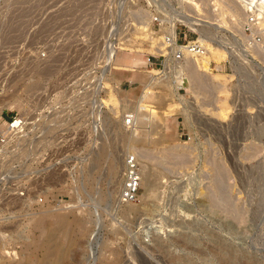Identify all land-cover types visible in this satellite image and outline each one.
<instances>
[{"label":"rangeland","instance_id":"374dc122","mask_svg":"<svg viewBox=\"0 0 264 264\" xmlns=\"http://www.w3.org/2000/svg\"><path fill=\"white\" fill-rule=\"evenodd\" d=\"M228 1L169 0L216 20L225 56L201 67L203 89L187 60L147 51L202 43L158 0H0V115L57 98L68 128L65 151L35 150L25 190L0 188V264H264V39L246 46ZM127 56L156 65L132 83ZM63 153L73 164L45 174ZM131 156L139 201L122 204Z\"/></svg>","mask_w":264,"mask_h":264},{"label":"built area","instance_id":"2783aa9c","mask_svg":"<svg viewBox=\"0 0 264 264\" xmlns=\"http://www.w3.org/2000/svg\"><path fill=\"white\" fill-rule=\"evenodd\" d=\"M246 32L249 35L251 34L249 26L246 27ZM258 38L260 40V37ZM171 40L172 38H167V41L170 42ZM174 43L178 47L174 52L176 61H184L186 51L193 55H203L205 53L204 47L197 40L180 44L178 33L177 40ZM149 62L152 63V66L156 65L150 58ZM62 105V99H50L44 107L31 113L29 117L9 108L2 112L0 121V188L8 184H14L10 189L25 190L23 183L28 178L27 170L30 167H35L33 161L37 156L35 154L36 149L51 151L53 147L54 150H56V147H60L62 151H65L68 128ZM132 121L133 115H127L126 122L131 123ZM40 139H44V146L42 147L40 146ZM56 159H58L56 163L47 162L45 167L42 166L46 170L45 174L49 175L53 171L64 174L67 165L73 164V162L68 161L69 159L65 153ZM56 159H53V161ZM75 159L74 164L77 166L78 160L76 157ZM35 169L37 170V167ZM141 184L139 165L134 156H131L127 159L125 180L120 193L121 203L133 204L138 202ZM29 193L27 191L28 195ZM20 195L25 196L24 191ZM45 197L47 200V196ZM37 200L39 205L44 203L43 198ZM48 203L45 204L48 205Z\"/></svg>","mask_w":264,"mask_h":264},{"label":"bare ground","instance_id":"6f19581e","mask_svg":"<svg viewBox=\"0 0 264 264\" xmlns=\"http://www.w3.org/2000/svg\"><path fill=\"white\" fill-rule=\"evenodd\" d=\"M158 1H159L158 4L160 3L159 5L161 6L160 8H162V7L170 8L172 10V12L177 15L176 16L177 19L172 17L174 20H176L175 21L176 23L174 25L172 24L175 27V29L173 28V30L174 31L177 30V24L182 23L185 26H187V28L195 31L200 36V41L204 45L202 43H200L198 40L197 41L203 47L205 46L204 47L205 53L203 55H193V54L189 53L188 51H186L185 60L184 61H176L174 58V52L178 48L174 43L177 40L176 39V36H177L176 33L175 34L173 33L174 34L173 38H175L176 40H173V38L171 36L167 37V38H169V37L172 38L173 43H172V40L170 42L167 41L166 39H164V40L161 39V41H156L154 38H152L153 43L152 42L150 43L152 46L149 49H147V51L150 53L156 54L158 56H166L167 53H169V51L170 52L172 51V58L174 61L185 62L187 60V69L190 71V73L193 75V77H195V80L197 81V83H199L203 87L204 84L206 85V83H205L206 80H205V77L203 76V73L201 72V67L202 68L204 67L206 70H208V67L210 66L211 62H213V61L219 62L225 56V50L226 49L224 50V48H223V46H221V44L216 43L215 40L212 37H210L211 34L209 32L211 29H209V32H207V29H206L207 26L205 24H209V26L210 25L211 26L217 25L215 23L216 20H214L212 18H205V17L201 16L200 14H197L195 11L194 12L193 11L188 12L185 14L184 13L183 14L177 13L176 11L173 10V7L171 6L169 0H158ZM191 5L194 6V8H196V11H197V9H199V6H200L198 3H196V1H192ZM228 5L232 9L234 14H237L240 17H242L244 20L249 21V22H247L246 27L247 26L250 27L251 34L249 35L246 32V28H245V31L242 32V37L244 38V41H245L244 43L246 44V46L250 50H256L257 51L258 48L263 45V39H264V36L261 32V30H263L264 26H260L261 22L264 23V15H263L264 14V0H229ZM249 10L251 12L250 16L247 15V14H249V13H247V12H249ZM252 13H254V14H252ZM210 15H211V13H210ZM218 16H220V15H218ZM261 16H263V17H261ZM172 23H173V21H172ZM219 28H222V27L219 26ZM141 29L144 31V30H146V27H142ZM258 37H260V40ZM167 45L169 46L170 49L168 48ZM185 50H188V49H185ZM140 51H142V50H140ZM204 55H207V56L205 59H203V61L201 63H198L197 61L192 60L193 57H202ZM108 60H109V58H108ZM147 63H148V65L153 67L152 63L149 62V59L147 60ZM120 69H122V68H120ZM153 73H156V72H153ZM206 88H207V86H206ZM203 89H204V87H203ZM149 107L144 106L145 109L147 108V111H148ZM151 110H152V108H151ZM150 113L152 114V116H151L152 118H155V119L158 118L157 114L154 111H150ZM140 119L143 120L144 125L150 126L152 124V121L150 122L149 117L146 118L143 116ZM0 121H1V115H0ZM143 153L139 156L142 157L143 159L150 161V159H151V156L149 155L150 153H148V152H145L144 154ZM168 154H169V152H168ZM149 156H150V158H149ZM126 167H127V165H126ZM143 175L147 176L145 178H148V179L150 178L149 174L147 172H143ZM140 176H141V173H140ZM141 182H142V177H141Z\"/></svg>","mask_w":264,"mask_h":264},{"label":"crops","instance_id":"0c3cea01","mask_svg":"<svg viewBox=\"0 0 264 264\" xmlns=\"http://www.w3.org/2000/svg\"><path fill=\"white\" fill-rule=\"evenodd\" d=\"M120 63L123 66H126L131 69V71L129 72L133 73L134 75V79L131 80L132 83L135 82L134 80H139L142 74L149 73L146 70L140 71L141 67H147V69L149 70L148 63H146V61L144 60H136V59L131 58V56H127V57H122Z\"/></svg>","mask_w":264,"mask_h":264}]
</instances>
